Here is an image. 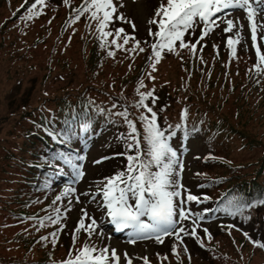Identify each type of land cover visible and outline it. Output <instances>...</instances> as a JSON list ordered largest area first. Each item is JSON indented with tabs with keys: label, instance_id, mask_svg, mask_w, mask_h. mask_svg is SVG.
<instances>
[{
	"label": "rangeland",
	"instance_id": "1",
	"mask_svg": "<svg viewBox=\"0 0 264 264\" xmlns=\"http://www.w3.org/2000/svg\"><path fill=\"white\" fill-rule=\"evenodd\" d=\"M82 2L83 0H47L45 6H42V8L36 7L33 10L34 12L41 11L44 14V18L39 17V15H33L30 20L33 24L23 28L13 27L12 25L16 22L11 20L4 28L5 20L12 17L16 10L25 4V0H0V254L11 256L15 263L17 261H22L23 263L40 259L43 257L41 254L43 248L37 245L44 240H51L52 245L58 251L55 256H51L54 260L66 258L69 256L70 250L79 249L85 243H88L95 245L97 248H102L105 244L109 250L115 249L120 256L119 264H126L125 253L131 258L132 264H144L143 258H147L149 264H262L264 253L258 249L259 246L256 243H253V241L264 243V237L262 232L260 233V229L256 228L249 220H244L245 218L243 217L231 216L223 211L216 210L210 214L204 213V219L199 222L200 227L197 228V234L200 239L197 240L192 236L182 234V243L175 236H167L163 238L162 243L157 242L154 238H149L138 239L133 244L129 242L130 229H126L123 234L116 232L114 228L107 231L104 230L103 227H106L105 217L102 216L101 208L98 206L100 197L97 196L94 201L91 196H85L83 193H95L106 177L124 170L127 165L126 157L118 155V153H123L127 150L125 140L121 138L122 135L127 134L126 124L120 116H116L114 123L117 126H122L121 131L110 124L108 132L99 133L96 137L86 141L85 144L79 142L77 153L85 157L81 162L83 163L84 177L75 185L76 193L74 195L80 196V202L76 203L73 196L66 197L67 202L69 199L73 200L71 212H68V220H63L56 225L45 220V226L41 227L39 221L35 219L34 225H36L38 231L34 232V229H30V221L34 220L33 218H43L51 214L52 209L41 203V200L23 203L18 201V198H30V196L29 194L18 193L19 189H17V186L21 187V184L15 181L8 173L10 170L14 171L15 167H10L7 164L5 155L9 148L16 150L15 144L23 139L20 134L24 128L18 124L19 114L16 113H19L17 111L22 108V105H25L24 97L27 96V100L32 105H37L42 102L43 98H46L47 106L50 107L52 101L47 93L49 92L54 96L59 89L64 88L65 82L69 79V76H66L63 81L56 80L59 82H53V77L55 76H44L46 73L44 67L48 65L51 68L54 67L53 74H55L60 68L63 71L65 63H69L68 65L72 66L79 64L82 69L84 64L96 67L102 63L103 67L99 68L97 76L98 80L105 84L103 86L114 89L117 92H121L123 89L133 96H138L137 89L139 87L135 88V85L140 79V76L137 75L142 70L148 75L146 76L148 82L146 88H140V91H148L150 89V91H154V96H156L159 90L156 91L153 87L162 86L164 90L160 96L166 97L168 92L176 93L185 87L188 89L186 90V96L189 93H200L204 101L215 107L219 112H223L234 125H240L237 127L242 129V131L245 133L247 131L250 140L255 142L254 149L249 150L250 147L244 144L239 149L233 146L229 155L231 160H227L228 163L224 165L219 162L213 163V171L208 173L204 170L206 167L203 166L202 160L211 158L212 161L216 157H208V147L204 139L192 137L187 140L177 141L173 148L178 152L183 162L181 181L184 185V190L190 191L194 195H207L208 197L215 195L217 190L209 191L208 187H201L205 181L203 177L214 178L217 174H232V168L244 164L247 167L249 163L254 162L256 159L260 161L264 158V105L259 103L261 95H246L248 96L246 99L247 103L244 105L246 112L244 118L240 119L238 112L242 101L236 102L238 90H232V80L229 77L227 81L222 78L221 87L217 84V79H215L216 74L212 76L211 83H208V81H205V83L203 79L197 82L194 78L185 76L186 71L181 67L183 62L175 59L176 56L161 55V59L156 63L155 70L152 68L151 65L154 61L149 58L153 55L151 44L156 38L149 35V29L151 28L153 32L157 29L156 26L149 24V20L153 19L160 0H114L116 14L113 16L114 19L110 25V30L107 27V31L123 28L125 33L135 37V40H129V43L124 47L132 48L134 43L139 41V47L144 49L143 52H140L139 49L135 52H126L123 48L117 49L115 45L110 43L113 37H106L105 43L101 41L100 33L98 34L100 41L91 37V34L85 40H90L91 48L89 52L80 40L74 38L72 31H63L61 24L73 14L79 15L75 10L85 5V2L83 4ZM48 3L54 5L56 10H60L57 24L56 20H50V9L47 13L46 7ZM229 11H231V15L228 18L234 21L239 18L244 25L241 31L243 39L236 46V51H240L241 55L238 57L231 55L225 45V48L221 50L220 56L223 57V62L225 59L229 65H232V68L236 66L246 68L252 66L257 71L254 67L257 64V56L252 46L248 22L244 18L245 13L241 10ZM117 14H122L126 19L116 20L115 16ZM28 15L29 12L25 13L22 20ZM80 16L85 19H79L75 22V25L79 26L77 37L83 31L82 25L89 23L91 12H84ZM258 20L264 22V13L258 16ZM197 23L199 24V29L202 30L203 25L199 22ZM132 24L135 25V28L132 27ZM224 27L226 25L220 23L218 29L223 31ZM70 29H74V24H72ZM86 33L87 31H84V34ZM234 33L235 29L233 33L224 34L223 40L227 42V36L234 35ZM216 34L217 30L209 33V36L214 38ZM200 36L201 33L198 38ZM260 36H264V30L258 31V43H260L261 50L264 52V41H260ZM102 43L104 46H102ZM118 43L122 44L123 40H119ZM208 48L211 49V44H209ZM182 50L191 52L188 48H182ZM109 51H113L114 55H108ZM57 52L56 58L59 59V52L63 53V55H61L59 60L53 59L56 61L54 63L51 56ZM197 52L198 50H196ZM229 54L234 61H229ZM91 57H93V64ZM185 59L186 57H183V60ZM30 63H32L31 67L26 69L25 65ZM236 63L239 64L236 65ZM210 64H213V61L207 62V65ZM261 69H264V65H261ZM81 72V70H75L77 74ZM151 77H155V79ZM44 78L52 80L45 87L43 86ZM198 84L200 86L196 87ZM213 85L215 86L212 87ZM260 93L262 94V92ZM150 101L151 98L147 100L149 106L155 108ZM173 105L175 106V101H173ZM170 109L166 106L163 108L164 114L169 116V119H164L165 122L170 120ZM194 109V103H191L189 110L193 111ZM123 110L121 109L118 112ZM155 110L158 111L156 108ZM141 112H146V110H137L136 114L139 116ZM136 126L142 136V124L138 122ZM240 142L237 141V144H240ZM220 148L221 145H218L217 149L219 152H221ZM110 153H116L117 156L113 157ZM104 157L107 159H104L102 163H93ZM256 163L258 164L247 167L246 171L253 172L256 170V165H259V162L256 161ZM69 171L66 166V172ZM66 176L67 178L65 179L68 181L71 177L70 175ZM3 177L6 178V181H4ZM62 185L67 186V182ZM62 185L50 191L53 198L62 192ZM48 201H51V199ZM204 204L190 203L186 207L190 208L193 213H202L206 206ZM212 205L209 207L211 208ZM81 209H86L89 216L95 217L99 227L97 233L93 234L91 238L81 230L76 234L77 239L74 243L73 232L81 218ZM260 210L264 211V207L262 206ZM21 214H24V216H21ZM252 216L263 217L264 212H259L258 210L253 212ZM20 221H23V223H20ZM87 223L88 221H86ZM62 225L64 227H61ZM229 225L233 227L229 228ZM183 226L190 231L193 227L191 219L185 220ZM58 228H61V230L57 233L56 243H53V237L50 234ZM205 228L208 230L210 238L203 231ZM245 233H247V236ZM41 237H47V239L42 240ZM173 245H176L175 253L172 251ZM224 245L228 247L227 249L230 252L221 254L218 249ZM185 248L187 251H185ZM203 250H207L209 255L211 254L210 258H212V255L214 256V259L212 258L213 262L207 260Z\"/></svg>",
	"mask_w": 264,
	"mask_h": 264
},
{
	"label": "trees",
	"instance_id": "2",
	"mask_svg": "<svg viewBox=\"0 0 264 264\" xmlns=\"http://www.w3.org/2000/svg\"><path fill=\"white\" fill-rule=\"evenodd\" d=\"M34 2L35 0H27V3H25L23 7L21 6L16 10L15 15L13 14L12 17L5 20V23L3 24L4 28H6L11 20L16 22L12 25L13 27L18 26L19 28H23L32 25L33 23L30 22L31 19L25 18L22 20V17L28 12V8ZM45 4L46 2L37 7L42 8ZM46 7L47 13L50 9V20H56L57 24L60 10H56L54 5L50 3H48ZM38 13H40L39 17L44 18V14L41 13V11H38ZM75 17L76 14H73L66 22L64 21L61 24V28L63 31H72L74 38L80 40L85 49L90 52V40H85L90 34L91 37L99 40L98 31L96 30L94 32L93 29L97 26L98 22L90 16L89 23L82 25L83 31L80 36L77 37L79 26L75 25V22L78 21L75 20ZM80 19L85 18L80 16ZM86 20L88 19L86 18ZM112 23L113 22L107 25L109 30ZM72 24H74L73 30L70 29ZM197 30V27H195L193 33L189 35L188 41L190 43H193V40L197 35ZM84 31H87V33L84 34ZM105 31L107 30L105 29ZM223 39V31L218 30L214 38L208 39L210 40L209 44H211V49L208 48L209 44L205 46V44L200 43L197 45L198 52L195 55H193L192 52L183 51L182 48L180 51L175 49V51L172 52H164L165 56H176L175 59H178L180 62L182 61L183 66L181 67L186 71L185 76L194 78L197 82H199L200 79H203L204 82L208 81V83H211L212 76L216 74L215 79H217V84L221 87L223 83L222 78L227 81L229 77L232 80V90H238V99L236 102L239 103L242 101V105L238 112V116L242 119L246 112V109H244L248 97L246 95H261L259 103L260 105H264V69H262L258 75L257 71H255L252 66L248 68L238 66L232 68V65H229L225 59L223 62V57L220 55L221 50L225 48V45L229 52L227 44ZM57 54L58 52L51 56L54 63L56 61L53 59L59 60L61 55H63V53L59 52L60 56L58 59L56 58ZM231 55H228L230 62L234 61ZM240 55V51H236L233 56L238 57ZM183 57H186V59L183 60ZM209 61H213V64L207 65V62ZM91 62L93 64V57H91ZM68 64L69 63L64 64L63 71L60 66L57 65L60 70L56 71L55 74H53L54 67L51 68L49 65L44 67V69H46L44 76H55L53 77V82L63 81L66 76H69L68 81L65 82V86H63L64 88L59 89L57 94L52 96L49 92L47 93L53 102H51L50 107L47 106L46 98H43L42 102L39 104L32 105L29 103V100H27V96H25L23 100L25 105H22V108L17 111L19 113H16L19 114L18 124L24 128L23 132L20 134L23 139L15 144L16 150L11 148L7 150L5 160L10 167H15L14 171L10 170L8 173L15 179V181L21 184V192L28 193L31 190L29 192L31 197L37 195L35 192H40L42 193L43 199H49V195H46L49 192V186L45 187V185L54 177H59L60 172H57L56 169L60 167L57 163L62 162L51 160V157L55 153H72L74 150L69 147V145L75 146L74 144L79 142H86L92 132L106 130L108 125L115 121L117 115H114L113 113L125 108L130 112L132 106L135 105L138 99V96H133L123 89L121 92H117L114 89L103 86L105 84L102 81H99L97 76L99 74V68L103 67L102 63L96 67L84 64L83 69L79 67V64L73 66ZM237 64L239 63H236V65ZM30 67L29 64L25 65L26 69ZM41 69L43 68L41 67ZM75 70H81L82 72L77 74L75 73ZM137 76H140V79L135 85V88L139 87L141 82H143V85L146 88L148 82L146 76L148 75L141 70ZM51 81L44 78L43 86L45 87ZM198 86L200 85L198 84L196 87ZM153 89L156 91L159 90V93L155 96L157 99L154 106L158 110L157 115L158 122L160 121V126L167 129L168 126L171 125V130L177 133L176 137L178 138L184 137L187 139L192 136H198L206 140L208 157H216L212 161L211 158L202 160L203 166L206 167L204 170L207 173L213 171V163L219 162L224 165L228 163L227 160H231L229 155L233 146L236 149H239L241 148L240 146L244 144L245 146L250 147L249 150L254 149L255 142L250 140L247 131L246 133L242 131V129L237 127L240 125H234L223 112H219L215 107L204 101L200 93H189L186 96V90L188 89L184 87L183 90L179 92H168L166 97H161L160 94L164 90V87L157 86L153 87ZM148 91H150V89H148ZM260 92H262V94ZM243 96L244 98L242 99ZM161 100L165 102H162ZM173 101H175V106L173 105ZM191 103H194L195 106L193 111L189 110ZM113 104H116L117 107L112 108ZM165 106L171 108L169 111L171 113L169 122L164 121V119H169V116L164 114L165 111L163 108ZM98 109H103L104 111L101 112L98 111ZM185 109L187 110L186 115L184 113ZM84 122H87L90 125L88 133L81 131L80 125ZM176 125H180L181 127L177 128L175 127ZM65 132L70 135L75 133L67 145L60 144L56 139L57 136ZM245 140L246 142L244 143ZM237 141H241L240 144H237ZM218 145H221V152L217 149ZM142 148L146 149L144 141ZM256 161L259 162V165H256V170L253 172L246 171L247 167L258 164ZM35 162L41 164L40 167L42 171L32 166ZM54 164L55 167H53ZM249 166L246 167V164L238 165L231 169L232 174H217L214 178L203 177L205 180L203 186L208 187L207 189L209 191L217 190L215 195L210 197V200L204 202V205H206L204 209H209L211 204H214V208H219L226 205L228 200L233 197H238L245 202H251L254 205L253 207L245 208L242 215L237 214L236 216L240 218L243 217L246 221L249 220L256 228L260 229V233L262 232L264 237V216H252V213L255 211L259 210V212H264L260 210L264 205L259 204V200L264 199V158L260 161L259 159H256L254 162L249 163ZM258 167L260 168L258 169ZM3 179L4 181L6 180L4 177ZM18 201L23 203L27 200L18 198ZM37 246L43 248L41 252L43 257L40 259L30 260L23 263L22 261H17L15 263L11 257L9 258L4 254H0V264H56L51 256H55L58 251L56 247L52 245L51 240H45V243L42 242ZM227 248L226 245L219 248V253H229L230 251ZM258 249L264 253V248L258 247ZM203 254L207 257L208 261L213 262L212 258L214 259V256L212 255V258H210L211 254L209 255L207 250H203ZM262 264H264V261Z\"/></svg>",
	"mask_w": 264,
	"mask_h": 264
},
{
	"label": "snow or ice",
	"instance_id": "3",
	"mask_svg": "<svg viewBox=\"0 0 264 264\" xmlns=\"http://www.w3.org/2000/svg\"><path fill=\"white\" fill-rule=\"evenodd\" d=\"M25 3H27V0H25ZM43 4L44 0H35L28 8L29 15L26 18L32 19L33 15H39L40 13L33 10L36 9L37 5ZM229 10H241L245 13L244 18L248 22L252 46L257 56V64L254 67L259 75L262 70L261 65H264V52H262L261 45L258 43V31L264 30V22L259 21L258 16L264 13V0H166V2L160 0L153 19L149 20V24L156 26L157 29L155 32L151 28L149 29V35L156 38L155 42L151 44L153 55L149 58L154 61L151 65L152 68L155 70L156 63L161 59V53L164 51L172 52L177 42L180 48H188L195 55L197 44L211 31L219 27L220 23L226 25L223 29L225 34L233 33L235 29L234 35H228L226 42L231 54L235 55L236 46L243 39L241 31L244 25L239 18H236L235 21L228 18L231 15ZM75 11L79 13L75 20H79L80 15L84 12H91V18L98 22L97 30L100 33L101 41L106 43L105 38L111 36L113 37L111 44L115 45L117 49L123 48L126 52H135L137 49L140 52L144 51L143 48L139 47V41H136L132 48L124 47L129 43V40H135V37L125 33L123 28L105 31L107 25L112 22L114 14H116L114 0H91L90 3L85 0V5ZM115 18L126 19L122 14H117ZM197 22L203 25L201 36L196 43L186 42L184 37L193 33ZM129 23L131 22L129 21ZM132 27L135 28V25L132 24ZM121 39L123 40L122 44L118 43ZM259 39L264 41V36H260ZM102 46H104L103 43ZM108 55L112 56L114 52L109 51ZM151 78L155 79V77ZM143 87V82H141L137 89L138 99L135 103V107L146 110V112H141L138 117L143 125L142 136L136 123L130 118L127 108L113 113L122 117L124 123L128 126V133L121 137L125 140L128 151L118 153V155L125 156L127 159L125 169L106 177L95 193L85 192L83 195L91 196L94 201L99 196L98 206L105 210L109 222L117 230L130 229L129 242L133 244L138 239L149 238H154L157 242L162 243L163 238L167 236H175L182 243V234L199 240L200 237L197 234V228L200 227L199 222L204 219V213L213 210L204 209L202 213H193L186 205L190 203L202 204L211 198L207 195L197 196L184 190L181 181L183 162L178 152L169 142L177 133L171 130V125L167 129L159 125L157 112L154 111L152 106L145 103L146 100L151 98L150 102L154 105L157 98L154 96V91H140V88ZM116 107V104L112 105V108ZM98 111L103 112L104 110L98 109ZM186 112L185 109V115ZM175 127L179 128L181 126L176 125ZM80 128L82 132L88 133L90 125L84 122L80 125ZM97 134L93 133V135ZM74 135L75 133L70 135L65 132L57 136L56 139L60 144L67 145ZM142 140L146 144V149L141 146ZM84 159L83 155L71 152H59L51 157L53 161H62L63 165L70 170L63 174L71 177L67 181V186L55 197L53 205L69 196H73L76 203L80 202V196L74 194L76 193L75 185L84 177L83 163H81ZM104 159L107 158H101V160L93 163H102ZM56 170L57 172H63V168H57ZM50 183L51 181L46 183L45 187H48ZM72 203L73 200L69 199L68 206L63 210L65 215L71 211ZM259 204L264 205V199H260ZM253 206L251 202L233 197L228 200L226 205L216 210L236 216L237 214L242 215L245 208ZM53 213L54 215L49 214L39 219L41 227L45 226V220L53 225L61 222V209L55 207ZM81 213V218L73 232L74 243L77 239L76 234L81 230L91 238L93 234L97 233L99 227L97 219L89 216L86 209H81ZM190 219L193 227L191 231H188L183 226V222ZM86 221H88L87 224ZM228 227L233 226L229 225ZM60 230L61 228H58L50 234L53 237V243H56L57 233ZM203 231L208 234L206 228ZM100 234L102 235V233ZM208 235L210 238V234ZM245 235L247 236V233ZM41 239L44 240L47 237H41ZM253 243L264 248V243L256 241H253ZM172 251L176 252V245H173ZM185 251H187L186 248ZM124 258L126 264H132V260L127 253L124 254ZM143 259L144 264H149L147 258ZM119 261L120 256L115 249L109 250L107 246L97 248L95 245L85 243L79 249L70 250L69 257L62 261V264H119Z\"/></svg>",
	"mask_w": 264,
	"mask_h": 264
}]
</instances>
